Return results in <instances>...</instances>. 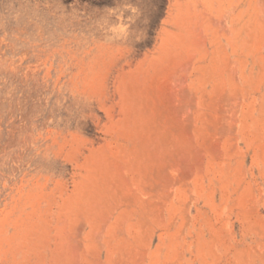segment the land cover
I'll return each mask as SVG.
<instances>
[{"label":"rangeland","instance_id":"374dc122","mask_svg":"<svg viewBox=\"0 0 264 264\" xmlns=\"http://www.w3.org/2000/svg\"><path fill=\"white\" fill-rule=\"evenodd\" d=\"M0 264H264V0H0Z\"/></svg>","mask_w":264,"mask_h":264}]
</instances>
